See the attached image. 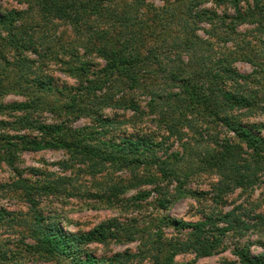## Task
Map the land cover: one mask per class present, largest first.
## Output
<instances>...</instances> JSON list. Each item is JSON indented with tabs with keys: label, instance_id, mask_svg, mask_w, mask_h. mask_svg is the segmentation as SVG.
<instances>
[{
	"label": "trees",
	"instance_id": "16d2710c",
	"mask_svg": "<svg viewBox=\"0 0 264 264\" xmlns=\"http://www.w3.org/2000/svg\"><path fill=\"white\" fill-rule=\"evenodd\" d=\"M12 1L20 8L0 7V100L15 95L24 101H0V117L9 113L13 119L0 118V162L16 178L0 184V192L19 193L29 212L25 218L0 209V231L15 237L0 242V264H176L180 255H193L194 262L223 254L229 242L238 264H264V213L259 212L264 192L261 201L253 199L264 181V124L248 123L264 116V0H216L215 5L231 8L228 14L205 7L208 0ZM56 23L68 28L73 40L65 45L58 38L56 47H44L43 30ZM244 25L253 28L241 38L251 33L256 42L237 41L236 28ZM217 44L222 48L215 49ZM47 52L76 86L55 87L34 66ZM91 56L102 66L94 63L91 70L86 58ZM236 62L249 64L252 73H240ZM105 108L132 113L130 123L139 135L116 143L96 128H72L90 119L110 129L114 123L100 112ZM43 112L61 120L41 122ZM145 116L163 131L160 142L134 128ZM185 130L193 146L181 142ZM26 131L40 136L30 138ZM93 135L101 138H86ZM169 139L180 143L181 153L166 152ZM43 149L69 154L94 181L78 197L98 199L117 216L86 232L64 230L56 211L41 203L74 196L65 186L73 180L31 182L14 166L18 153ZM109 170L104 184L98 177ZM202 172L217 178L211 191L189 190L188 179ZM237 191L246 196L241 203L231 200ZM185 197L196 203L210 198L198 221L168 214ZM253 235L256 242L250 241ZM110 243L135 249L109 257L91 249ZM254 246L263 251L253 254Z\"/></svg>",
	"mask_w": 264,
	"mask_h": 264
},
{
	"label": "rangeland",
	"instance_id": "374dc122",
	"mask_svg": "<svg viewBox=\"0 0 264 264\" xmlns=\"http://www.w3.org/2000/svg\"><path fill=\"white\" fill-rule=\"evenodd\" d=\"M216 0H208L205 4L208 9H211L212 11H215L218 14H224V13H232L231 8L227 5H215L214 2ZM155 4L158 6L160 5L158 1L155 2ZM0 7L2 9H12V8H20L18 5H16L12 0H0ZM202 28H206V25L201 24L199 25ZM253 26L244 25L241 27L236 28V31L240 32V36L238 37V42L244 41H252L256 42L257 39H253V34L248 33L247 36L241 38V34L251 30ZM65 27L61 25L60 23L54 24V26H48L43 31L46 34L47 37V45L50 47H56L58 38H61L63 41L62 43L66 42L65 45L73 40L72 33L70 31H65ZM199 35L201 37H205L202 31H198ZM70 39V40H69ZM59 41V40H58ZM215 41V40H214ZM226 46V45H225ZM227 46H231L230 43L227 44ZM215 49L222 48V45L217 44L214 46ZM56 52V50L54 51ZM81 52V51H80ZM41 54H45L42 50H40ZM47 57L42 61L39 60L37 55L31 54L30 58L34 61L39 60V63H36L35 67H40V73L42 75H45V78L52 79V85L55 87H61V86H76L77 82L75 79L68 77L61 69V66L58 64L52 62L51 57L53 53L47 52ZM91 57H86L89 59V64L91 70L93 69L94 63L99 66H102L103 62L101 60H97ZM44 64V65H43ZM76 65V64H75ZM96 67V68H98ZM234 67L242 74H251L253 71V67H251L249 64L242 63V62H236L234 64ZM158 81V79H157ZM163 81L159 79V83L157 85H162ZM141 100H144V98H141ZM3 103H9V102H18V101H24L21 97L15 96V95H9L5 96L0 100ZM145 103L142 104V106ZM101 115L102 118H107L112 120L114 123L113 126L105 129H101L98 127L97 122H94L90 119H80L77 122L72 124V128H78L83 129L84 127L90 128V130L96 128L98 132L103 131L104 139L110 140L112 142L118 143L121 138H124L125 135H139V133L133 129V125L130 123L132 120L131 116L132 113L129 112H123L119 110H111V109H101ZM57 114H49V113H42L41 114V122H44L46 124H55L59 122V119ZM3 120L6 121H12L11 114L7 113L4 117H0ZM249 124H264V116H255L251 119H248ZM156 124L150 120L149 117H142L139 122L137 123V127L139 128L142 133H146L148 135L153 136V140L155 142H160L161 136L163 135V131L158 130L155 126ZM27 134L30 136V138L40 136L35 131H26ZM185 132H187L185 130ZM24 134V133H22ZM261 134L264 136V131H261ZM191 134L187 132V135H185L182 138L181 142H189L191 146L194 145L193 140L190 139ZM39 138V137H38ZM89 140H93L94 138H101L100 136L93 135L90 137H86ZM92 138V139H91ZM200 143V142H198ZM164 147H166V152L168 154L175 153L176 155L181 153V147L180 143L177 140L169 139L165 141ZM210 147V145H209ZM197 150V151H196ZM196 152H200L199 149L196 148ZM18 158L15 163V167L22 172L23 178L29 179L31 182H37L43 179L52 180L56 177H67L72 179V183L65 184L67 188H69V191H74V196L70 198H61L58 199H52V200H44L41 203V206L44 208V210H55L57 213V217L59 220V224L61 227L64 228V230L71 232V233H78V232H86L91 230L92 228L96 227L101 222L116 217L117 214L114 210L109 209L104 206V204L100 203L98 199H91V198H81V193L84 192V190L89 187L93 186L94 181L93 178L90 176L81 173L79 170V166L77 164H73V160H71V157L69 154H67L62 149H43L39 151H22L17 154ZM68 168L67 166H70ZM67 167V169H65ZM111 173V171H105L101 175H99L98 178H100L102 183L108 182L106 178L108 177V174ZM114 176V175H113ZM115 176H120L123 179L128 178V173L123 172L116 173ZM97 178V179H98ZM15 173L13 170L6 164L0 162V184L1 185H10L11 183L15 182ZM217 181V178L214 174L209 173H196L192 177L188 179V182L186 183V187L194 192L197 193H207L211 191V187L215 182ZM150 189V188H148ZM7 192V190H6ZM264 192V181L263 184H261L253 193V199L257 200L258 202L261 201V193ZM133 193H127V196H131ZM209 197V196H207ZM245 195H240V192H236L232 197L231 200H236V203H241L245 199ZM252 199V200H253ZM202 200V199H201ZM205 200V199H204ZM201 201L200 203H196V201L193 198L185 197L183 199H180L176 201L168 210V214L175 219H180L187 222H195L200 219V213L199 210H207L209 208L208 206L211 205L210 198L205 201ZM101 206V207H98ZM200 206V208H199ZM0 209H4L8 211L11 214H22L25 215V218L28 215V206L23 201L19 193H11L5 191L0 192ZM259 212L264 213V204L260 206ZM171 233V231H169ZM10 231L2 230L0 231V242L6 240V238L13 239L15 238L13 235L9 234ZM257 237L253 235L250 238L251 242H256ZM14 242V241H13ZM12 242V243H13ZM13 245V244H12ZM229 248L228 250L220 255H215L209 258L204 259H198L193 262L194 256L185 254L180 255L175 258L176 264H238L236 261L237 259L231 254L232 251V245L229 242L228 243ZM11 247V246H10ZM92 250H94L95 254L97 256L102 257H109L112 256L115 253H123L125 250L134 251L135 246L133 244H114L110 243L105 247L93 245L91 247ZM14 252H17L16 249H12ZM263 249L254 246L252 247L253 254H258L262 252ZM17 264H51L47 262H43L41 260L37 261H19Z\"/></svg>",
	"mask_w": 264,
	"mask_h": 264
}]
</instances>
